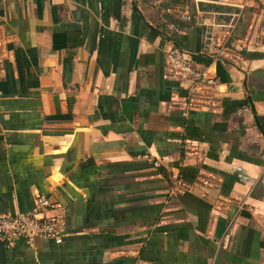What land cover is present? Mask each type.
Returning a JSON list of instances; mask_svg holds the SVG:
<instances>
[{"label": "crops", "instance_id": "1", "mask_svg": "<svg viewBox=\"0 0 264 264\" xmlns=\"http://www.w3.org/2000/svg\"><path fill=\"white\" fill-rule=\"evenodd\" d=\"M221 0H0L11 56L0 75V215L30 211L37 194L64 209L60 244L6 248V264H264V11H242L236 35L262 39L214 58L205 26L236 11ZM199 24L178 13L188 8ZM212 13H218L213 16ZM175 44L217 75L221 109L186 118L166 104L183 94L163 77ZM199 143L217 178L166 205L169 170ZM161 163L154 169L142 158ZM246 201L211 217L216 195Z\"/></svg>", "mask_w": 264, "mask_h": 264}, {"label": "built area", "instance_id": "2", "mask_svg": "<svg viewBox=\"0 0 264 264\" xmlns=\"http://www.w3.org/2000/svg\"><path fill=\"white\" fill-rule=\"evenodd\" d=\"M200 0H196L199 2ZM219 4L230 7L236 12L223 14L227 19L223 23H217L214 18L204 23L203 41L206 51L214 58H225V51L240 54L262 39L260 31L251 26L243 35H236V28L242 11L256 6L264 11V0H221ZM197 16L194 17L188 8L178 13L179 19L187 23L199 24L200 12L196 7ZM213 16L218 13H212ZM5 37L0 35V75L4 72L3 60L6 55L12 54L7 48ZM164 67L163 77L168 81L177 83L183 94L173 96L167 109L178 111L186 118L191 113L218 112L221 109L223 91L220 78L207 68L195 65L187 56V53L173 43H169L163 50ZM143 159L150 161L154 169H160L161 163L157 159H151L149 154H144ZM206 153L197 142H188L184 146L182 165L195 166L199 174L193 183L185 182L180 172L169 170L170 188L166 205L175 196L185 193L191 188H198L204 198H208L212 192L218 191V180L215 176L203 171ZM229 204L237 206L238 210H244L246 201L240 198H222L216 195L211 207V217L226 213ZM65 214L63 207L49 196L37 194L33 198L30 211L0 215V239L5 248L15 247L17 241H23L32 246L36 239L52 240L60 244L66 235Z\"/></svg>", "mask_w": 264, "mask_h": 264}, {"label": "trees", "instance_id": "3", "mask_svg": "<svg viewBox=\"0 0 264 264\" xmlns=\"http://www.w3.org/2000/svg\"><path fill=\"white\" fill-rule=\"evenodd\" d=\"M256 121H257V125H258V128H259V130L264 134V130H263V127L261 126V124H260V118H258V117H256ZM190 173V172H192V173H194V171L192 170V171H189V169H185V168H182V169H180V176H181V178L183 179V180H186L187 178H186V175L184 174V173Z\"/></svg>", "mask_w": 264, "mask_h": 264}, {"label": "water", "instance_id": "4", "mask_svg": "<svg viewBox=\"0 0 264 264\" xmlns=\"http://www.w3.org/2000/svg\"><path fill=\"white\" fill-rule=\"evenodd\" d=\"M0 264H6V248L0 239Z\"/></svg>", "mask_w": 264, "mask_h": 264}]
</instances>
